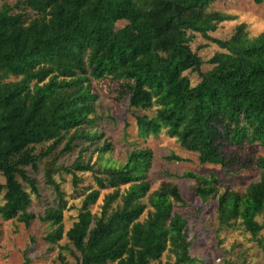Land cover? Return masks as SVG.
<instances>
[{"label":"trees","instance_id":"16d2710c","mask_svg":"<svg viewBox=\"0 0 264 264\" xmlns=\"http://www.w3.org/2000/svg\"><path fill=\"white\" fill-rule=\"evenodd\" d=\"M0 0V219L47 224L45 240L73 264H199L182 210L190 202L170 180L151 190L153 152L132 148L112 161L98 127L97 88L116 103L149 111L135 115L142 138L165 134L199 163L230 169L240 157L228 146L264 147V32L248 36L241 22L227 40L212 38L233 17L219 0ZM264 0H254L261 4ZM123 23L122 26L119 24ZM194 34L216 44L204 59ZM186 73H195L191 84ZM37 147L40 149L37 150ZM71 163L60 162L64 154ZM166 159L181 161L175 153ZM258 180L232 189L214 172L186 171L197 199L216 201V231L264 228V156L248 160ZM53 200L35 214V174ZM70 183V189L64 182ZM74 210L75 214H70ZM66 213L71 223L65 226Z\"/></svg>","mask_w":264,"mask_h":264},{"label":"rangeland","instance_id":"374dc122","mask_svg":"<svg viewBox=\"0 0 264 264\" xmlns=\"http://www.w3.org/2000/svg\"><path fill=\"white\" fill-rule=\"evenodd\" d=\"M16 2L17 0L6 1L10 5ZM210 9L233 17V20L220 23L217 31L209 34L212 38L227 40L241 22L247 25L249 37L264 32V1L255 4L254 0H219ZM119 25L122 26L123 23ZM190 46L192 51L205 61L202 71L210 70L212 66L208 61L215 53L221 52L216 44L209 42L201 34H194ZM186 74L192 85L199 82L195 73ZM97 91L100 95L97 112L102 114L98 127L106 133L107 139L113 146L109 154L112 161L124 162L127 153L135 147L150 149L153 152V166L148 177L151 190L158 187L162 181L170 180L189 200L190 207L182 211L188 220L189 232L193 238L191 253L202 260L199 264H264V228L256 237L241 229L217 232L215 214L217 202L197 199L192 190L194 182L181 176L186 171L201 175L214 172L222 183L229 184L232 189L243 190L260 177V168L250 166L247 162L256 160L258 156H264V147L258 143H244L224 149L225 156L238 155L242 162H245V166L237 162L231 165L230 169H226L216 164H201L194 152L183 149L173 138L164 133L146 139L140 136L135 115L152 117L155 109L141 111L129 109L126 102L118 104L112 100V95L108 93L106 84L103 83ZM39 149L37 147V150ZM170 152L177 154L183 160L166 159ZM73 158L74 155L66 153L62 155L60 162L69 164ZM35 176L38 179L40 197L34 198L33 204L28 209L38 214L47 203L52 202L53 191L45 185L41 173ZM3 181L0 176V182ZM64 187L69 190L70 183L65 181ZM68 214L66 213L65 216L66 228L71 223ZM70 214H75V211L72 210ZM257 219L263 222L264 213ZM47 230V224L38 218L31 219L28 227L18 220L0 219V264H73L76 260L74 255H69L63 262L59 260L56 247H52L44 238Z\"/></svg>","mask_w":264,"mask_h":264}]
</instances>
